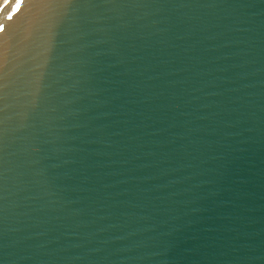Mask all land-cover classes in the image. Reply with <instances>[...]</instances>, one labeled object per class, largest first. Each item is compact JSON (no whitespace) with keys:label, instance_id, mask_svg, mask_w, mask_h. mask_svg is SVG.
I'll use <instances>...</instances> for the list:
<instances>
[{"label":"water","instance_id":"water-1","mask_svg":"<svg viewBox=\"0 0 264 264\" xmlns=\"http://www.w3.org/2000/svg\"><path fill=\"white\" fill-rule=\"evenodd\" d=\"M0 0V264H264V0Z\"/></svg>","mask_w":264,"mask_h":264},{"label":"snow or ice","instance_id":"snow-or-ice-1","mask_svg":"<svg viewBox=\"0 0 264 264\" xmlns=\"http://www.w3.org/2000/svg\"><path fill=\"white\" fill-rule=\"evenodd\" d=\"M5 3H10L11 0H4ZM25 0H15V4L14 7L12 8L11 13L7 16V19L9 21L13 20L14 17L21 12L23 6H24ZM5 31V27L0 24V32H4Z\"/></svg>","mask_w":264,"mask_h":264}]
</instances>
